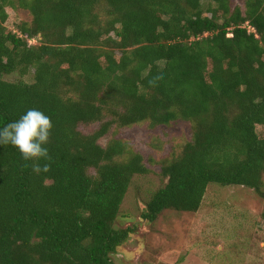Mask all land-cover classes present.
Returning <instances> with one entry per match:
<instances>
[{"label": "trees", "instance_id": "1", "mask_svg": "<svg viewBox=\"0 0 264 264\" xmlns=\"http://www.w3.org/2000/svg\"><path fill=\"white\" fill-rule=\"evenodd\" d=\"M242 1L0 0V127L32 108L54 123L48 160L0 146V264H118L137 231L121 207L150 170L124 139L100 143L113 129L192 126L146 222L199 211L212 184L264 197V0ZM9 7L32 20L10 29Z\"/></svg>", "mask_w": 264, "mask_h": 264}, {"label": "rangeland", "instance_id": "2", "mask_svg": "<svg viewBox=\"0 0 264 264\" xmlns=\"http://www.w3.org/2000/svg\"><path fill=\"white\" fill-rule=\"evenodd\" d=\"M7 10L10 29L32 20L25 9ZM26 80L32 81V75ZM80 129L92 132L95 127L81 125ZM114 138L124 139L142 153L150 170L133 178L121 207L118 227L136 225L137 231L113 255L118 264H264V197L252 189L212 184L197 212L170 209L152 223L142 218L153 193L167 181L162 163L179 155L192 138L189 122L155 127L143 122L113 129L100 143L106 146Z\"/></svg>", "mask_w": 264, "mask_h": 264}, {"label": "clouds", "instance_id": "3", "mask_svg": "<svg viewBox=\"0 0 264 264\" xmlns=\"http://www.w3.org/2000/svg\"><path fill=\"white\" fill-rule=\"evenodd\" d=\"M54 123L50 116L40 109L32 108L21 117L0 127V146L12 145L25 161L48 160L46 145L50 141ZM36 173L49 171V165L35 164Z\"/></svg>", "mask_w": 264, "mask_h": 264}]
</instances>
